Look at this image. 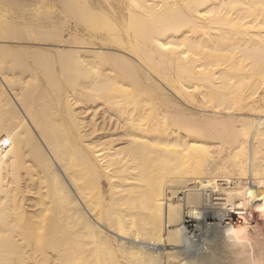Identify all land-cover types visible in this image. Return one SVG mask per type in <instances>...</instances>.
Instances as JSON below:
<instances>
[{
    "label": "bare ground",
    "instance_id": "1",
    "mask_svg": "<svg viewBox=\"0 0 264 264\" xmlns=\"http://www.w3.org/2000/svg\"><path fill=\"white\" fill-rule=\"evenodd\" d=\"M262 208L264 0H0V264H264Z\"/></svg>",
    "mask_w": 264,
    "mask_h": 264
},
{
    "label": "clouds",
    "instance_id": "2",
    "mask_svg": "<svg viewBox=\"0 0 264 264\" xmlns=\"http://www.w3.org/2000/svg\"><path fill=\"white\" fill-rule=\"evenodd\" d=\"M225 235L229 237L237 248H242L249 243L247 230L237 225H229L225 229Z\"/></svg>",
    "mask_w": 264,
    "mask_h": 264
},
{
    "label": "snow or ice",
    "instance_id": "3",
    "mask_svg": "<svg viewBox=\"0 0 264 264\" xmlns=\"http://www.w3.org/2000/svg\"><path fill=\"white\" fill-rule=\"evenodd\" d=\"M7 143V141H5ZM249 195H252V193H249ZM260 211L264 212V208L260 209Z\"/></svg>",
    "mask_w": 264,
    "mask_h": 264
},
{
    "label": "rangeland",
    "instance_id": "4",
    "mask_svg": "<svg viewBox=\"0 0 264 264\" xmlns=\"http://www.w3.org/2000/svg\"><path fill=\"white\" fill-rule=\"evenodd\" d=\"M86 115H89L88 117H91V115L89 114V113H86ZM98 116V115H97ZM100 120V118H98V120L97 121H99Z\"/></svg>",
    "mask_w": 264,
    "mask_h": 264
}]
</instances>
